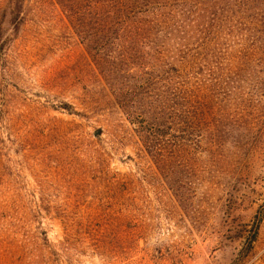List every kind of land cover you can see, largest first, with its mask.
I'll return each mask as SVG.
<instances>
[{"label": "rangeland", "instance_id": "obj_1", "mask_svg": "<svg viewBox=\"0 0 264 264\" xmlns=\"http://www.w3.org/2000/svg\"><path fill=\"white\" fill-rule=\"evenodd\" d=\"M11 8L0 0V264H264L260 11L231 8L223 127L157 164L67 0H25L18 33Z\"/></svg>", "mask_w": 264, "mask_h": 264}, {"label": "trees", "instance_id": "obj_2", "mask_svg": "<svg viewBox=\"0 0 264 264\" xmlns=\"http://www.w3.org/2000/svg\"><path fill=\"white\" fill-rule=\"evenodd\" d=\"M243 2L67 0L73 31L96 60L115 106L157 164L170 157L182 160L205 133L223 127L231 8L238 14ZM247 2L250 11L264 16V8L257 7L264 0ZM11 5L18 33L25 0H11ZM8 45L0 28V51ZM256 219L251 245L262 222L260 214Z\"/></svg>", "mask_w": 264, "mask_h": 264}]
</instances>
